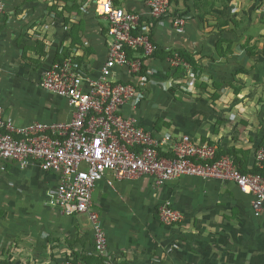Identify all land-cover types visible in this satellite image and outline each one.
I'll use <instances>...</instances> for the list:
<instances>
[{
	"label": "crops",
	"instance_id": "crops-1",
	"mask_svg": "<svg viewBox=\"0 0 264 264\" xmlns=\"http://www.w3.org/2000/svg\"><path fill=\"white\" fill-rule=\"evenodd\" d=\"M2 1L0 106L18 126L68 122L66 100L44 91L39 82L52 63L69 57L90 77L99 75L107 50L105 27L93 13V0L78 38L64 25V12L51 19L36 0ZM146 2L117 4L146 13ZM176 16L185 20L179 30L172 25ZM150 36L157 49L147 63L148 82L143 95L122 108V115L134 117L158 140L189 135L235 154L241 166L252 168L264 134V0H169V17L153 22ZM175 55L179 60L173 64ZM115 79L131 81L125 68L115 71ZM167 149L162 152L166 156ZM10 179L34 211L26 218L0 222V259L43 264L70 256L97 264L87 217H63L48 203L56 175L35 165L21 170L8 164L0 180ZM92 200L106 234L107 260L263 264L259 228H264V217L253 216L250 198L231 183L181 177L158 187L143 176L109 186L103 180L96 184ZM164 202H171L183 219L154 238L149 228L157 226L155 219L160 223L156 211ZM227 207L231 218L216 211ZM144 223L146 234L124 233Z\"/></svg>",
	"mask_w": 264,
	"mask_h": 264
},
{
	"label": "built area",
	"instance_id": "built-area-1",
	"mask_svg": "<svg viewBox=\"0 0 264 264\" xmlns=\"http://www.w3.org/2000/svg\"><path fill=\"white\" fill-rule=\"evenodd\" d=\"M118 0H93L92 10L106 22V55L97 77L83 72L72 59L52 63L42 74L39 86L66 100L71 109L68 122H32L16 125L0 106V174L8 164L24 170L35 165L53 173L57 186L48 203L63 217L86 216L93 236V252L100 264H122L105 259L107 238L92 196L96 184L109 186L143 176L161 187L181 177L231 183L250 198L252 214L264 217V176L243 173L229 154H220L217 145L195 141L189 135L158 140L122 108L144 93L147 63L156 52L150 30L153 22L169 17V0H147L146 13L126 10ZM0 0V18L3 14ZM179 30L185 20L172 19ZM178 55L172 59L175 64ZM128 70L131 81L115 79V71ZM178 97V95H175ZM168 156L161 154L166 146ZM253 165L264 169V134L255 149ZM158 221L172 226L183 219L169 202L156 211ZM0 264H11L0 259ZM43 264H83L73 257Z\"/></svg>",
	"mask_w": 264,
	"mask_h": 264
},
{
	"label": "rangeland",
	"instance_id": "rangeland-1",
	"mask_svg": "<svg viewBox=\"0 0 264 264\" xmlns=\"http://www.w3.org/2000/svg\"><path fill=\"white\" fill-rule=\"evenodd\" d=\"M36 6L47 10L46 14L50 15L51 19L54 17L59 19L60 13L62 15V12H64V25L67 26L69 34L72 35V37L75 36L78 38L80 32H84L83 24H85V19L87 20L90 14L91 0H36ZM99 21L104 27H107L106 22ZM222 206L225 207V205ZM229 210L230 208L227 207V210L223 208L220 210V208H218L216 211L220 212L223 216L228 215L229 218H231V212H229ZM33 211V208L29 209V207H27V203L19 196L17 189L13 188V181L11 179L8 181L0 180V222H11L13 219L26 218L28 215L33 214ZM155 218L156 217H154V219ZM155 221L157 226L155 225V227L149 228L154 238H156V232L160 233L164 231V233H168L172 231L173 226L180 225L164 226L158 223L156 219ZM136 226L133 229L129 227L125 228L124 233L135 237H137V235L139 237L140 235L146 234L145 228L147 224H136ZM259 234L261 251L259 263L264 264V228L262 226L259 228ZM150 243L153 242L150 241ZM167 246L166 243L163 245L165 248H167Z\"/></svg>",
	"mask_w": 264,
	"mask_h": 264
},
{
	"label": "trees",
	"instance_id": "trees-1",
	"mask_svg": "<svg viewBox=\"0 0 264 264\" xmlns=\"http://www.w3.org/2000/svg\"><path fill=\"white\" fill-rule=\"evenodd\" d=\"M161 154H163V153H161ZM220 154H229L232 157L235 156V154L230 153L229 151H224V150L219 149V155ZM234 162L237 165V167L239 168V170L241 172H243V173L250 172V173L260 174V175L264 176V169H258L255 165H253L252 168L247 169L246 167L241 166L240 160L239 159H236L235 157H234ZM66 258H68V257H66ZM73 258L75 259V261L80 262L76 257H73ZM81 263H83V264H91V263H88V262H81ZM100 263H101V260L100 259L97 260V264H100Z\"/></svg>",
	"mask_w": 264,
	"mask_h": 264
}]
</instances>
